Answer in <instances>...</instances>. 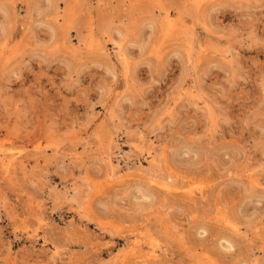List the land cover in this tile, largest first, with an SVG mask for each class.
Returning <instances> with one entry per match:
<instances>
[{
  "label": "rangeland",
  "instance_id": "obj_1",
  "mask_svg": "<svg viewBox=\"0 0 264 264\" xmlns=\"http://www.w3.org/2000/svg\"><path fill=\"white\" fill-rule=\"evenodd\" d=\"M0 264H264V0H0Z\"/></svg>",
  "mask_w": 264,
  "mask_h": 264
}]
</instances>
